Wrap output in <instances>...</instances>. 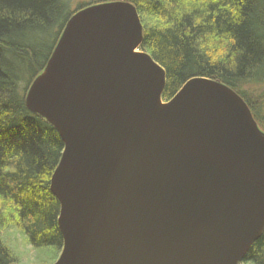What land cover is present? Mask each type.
Wrapping results in <instances>:
<instances>
[{"label": "water", "instance_id": "95a60500", "mask_svg": "<svg viewBox=\"0 0 264 264\" xmlns=\"http://www.w3.org/2000/svg\"><path fill=\"white\" fill-rule=\"evenodd\" d=\"M142 39L132 3L80 8L27 89L63 143L53 264H241L264 232V131L217 80L162 101Z\"/></svg>", "mask_w": 264, "mask_h": 264}, {"label": "trees", "instance_id": "16d2710c", "mask_svg": "<svg viewBox=\"0 0 264 264\" xmlns=\"http://www.w3.org/2000/svg\"><path fill=\"white\" fill-rule=\"evenodd\" d=\"M125 1L142 24L140 48L165 71L162 101L191 78L217 80L244 100L264 131V0ZM70 14L63 0H0V233L13 225L33 248L62 245L49 180L63 143L27 110L24 92ZM16 262L0 234V264ZM242 264H264V232Z\"/></svg>", "mask_w": 264, "mask_h": 264}, {"label": "rangeland", "instance_id": "374dc122", "mask_svg": "<svg viewBox=\"0 0 264 264\" xmlns=\"http://www.w3.org/2000/svg\"><path fill=\"white\" fill-rule=\"evenodd\" d=\"M63 1L65 5H67L68 11L71 12L70 14L71 16L74 12L80 9L78 8L79 6L84 5V4H86L85 6H88V4L94 5V4L105 3L108 1L110 2V1H125V0H108V1H105V0H63ZM138 50H141V49L138 48ZM29 85L30 84H28L24 92V105H25V95H26ZM262 99H263V102H260V103L261 104L263 103V106H264V93H263ZM0 234H1L2 241L4 242V244H6L17 256V262L15 264H53L57 260L61 252V247L57 248L55 246H45V247H40V248H33L31 244L28 242L26 235L13 225L12 226L6 225L5 228L1 230Z\"/></svg>", "mask_w": 264, "mask_h": 264}, {"label": "bare ground", "instance_id": "6f19581e", "mask_svg": "<svg viewBox=\"0 0 264 264\" xmlns=\"http://www.w3.org/2000/svg\"><path fill=\"white\" fill-rule=\"evenodd\" d=\"M140 48V47H139ZM141 49V48H140ZM142 50V49H141ZM159 64V63H158ZM160 65V64H159Z\"/></svg>", "mask_w": 264, "mask_h": 264}]
</instances>
